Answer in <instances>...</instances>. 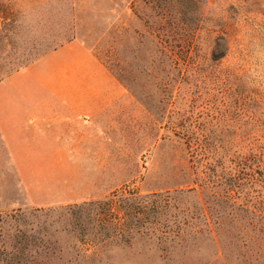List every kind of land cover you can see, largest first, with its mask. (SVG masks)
I'll list each match as a JSON object with an SVG mask.
<instances>
[{"label": "rangeland", "instance_id": "374dc122", "mask_svg": "<svg viewBox=\"0 0 264 264\" xmlns=\"http://www.w3.org/2000/svg\"><path fill=\"white\" fill-rule=\"evenodd\" d=\"M72 1L85 23V42L123 87V140L113 146L121 153L90 156L102 193L86 203L208 181L218 195L227 187L246 194L255 213L264 214V0ZM61 2L55 5L68 0ZM245 158L237 183H229ZM173 196L176 208L160 214L164 238L136 236L125 243L127 235L115 231L123 230L116 205L75 216L63 210L67 206L31 207L0 156V215L24 214L0 224V258L25 252L31 258L24 264H264L256 246L248 252L234 239L229 210L208 194L201 199L212 201L206 219L220 225L212 228L215 244L197 196ZM110 209L116 226L102 222ZM82 230L94 239L80 242Z\"/></svg>", "mask_w": 264, "mask_h": 264}, {"label": "crops", "instance_id": "0c3cea01", "mask_svg": "<svg viewBox=\"0 0 264 264\" xmlns=\"http://www.w3.org/2000/svg\"><path fill=\"white\" fill-rule=\"evenodd\" d=\"M57 1L0 0V156L39 209L100 198L90 156L123 140V87Z\"/></svg>", "mask_w": 264, "mask_h": 264}, {"label": "trees", "instance_id": "16d2710c", "mask_svg": "<svg viewBox=\"0 0 264 264\" xmlns=\"http://www.w3.org/2000/svg\"><path fill=\"white\" fill-rule=\"evenodd\" d=\"M247 163V158L241 160L239 164L237 165V174L231 175L229 183L233 182L236 184L238 180V176L242 174L243 172V166H245ZM228 180L223 182V186H228L229 183H226ZM208 183L205 182V186L203 185H197L194 184L193 188L189 190H175L172 193L166 192V193H154L146 196H140L138 195L134 190H127L122 191L121 193L114 194L112 197V200H109L107 203H83L80 205H72L67 206L63 208V210L68 214H73L74 216L76 213L74 212H81L82 210H86L88 208L92 207H100V206H114L120 208L123 212L122 216V222H118V225H120L123 230L117 229L116 233L121 234L124 233L127 235V238L124 240L125 243L130 241L131 239L135 238L136 236H144V237H155L157 236L159 239L164 238L168 231L167 230H161L159 228L160 225V214L166 213L169 211V209L176 208V198L173 196V194L181 195V194H193L197 196L198 202L201 203L202 206V212L203 216L205 218V224H206V230L211 235V238L213 240V243L215 244V236L212 235L213 233V226L215 228H219L218 223H211L210 220H207L206 217L208 216V213L210 209H212V201L214 203H220L221 206L225 207L227 210H229V213H227L226 219L229 225H232V230L235 231L233 234L234 239H238L236 241L242 240L243 246L248 252L251 250L250 247L256 246V252L259 256L264 255V248L262 245V242L264 241V214L262 212L255 213L253 209V204L250 203V200L247 198L246 194H242L240 192H234L233 190H230L227 188L224 189V191L218 195L213 190H210L208 186ZM213 189V188H211ZM201 193H206L208 196L212 199L211 202L208 200H202L201 199ZM94 209V208H92ZM92 209L88 210L90 212ZM225 210L224 214L227 212ZM34 212L42 213L43 210H37ZM33 212V214H34ZM114 212L111 211V209L108 211L107 214L103 216L102 222L107 223V225L116 226L115 223L117 221L115 219H111L112 216H115L113 214ZM71 215V216H73ZM255 216H258L260 218H255ZM24 214L20 212L11 213V214H5L3 216L0 215V224H7L11 221L16 222L20 218H23ZM115 221V222H114ZM212 221V220H211ZM101 222V220H100ZM101 222V223H102ZM154 227L152 230L148 227ZM222 226V225H221ZM223 227V226H222ZM180 226H176L175 231V237L179 236L180 233ZM86 230H82L80 234H78L77 238L78 240L85 241V242H91L94 238L91 234H88L89 231L85 232ZM121 231V232H120ZM194 234H200L201 231L194 230ZM172 232V231H171ZM116 234V235H117ZM124 236V235H123ZM18 238L17 235L12 236V239ZM108 239V238H106ZM260 240V241H258ZM33 243V242H31ZM27 245V244H26ZM26 250V249H25ZM25 252H22L21 255L17 254H4V258H0V262H3L5 264H24L28 259L31 257L24 256ZM23 257L25 259H23Z\"/></svg>", "mask_w": 264, "mask_h": 264}]
</instances>
